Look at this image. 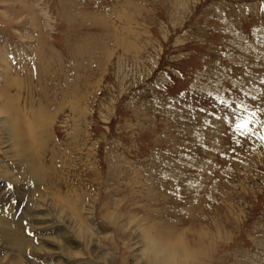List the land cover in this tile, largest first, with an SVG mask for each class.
<instances>
[{
    "label": "rangeland",
    "instance_id": "374dc122",
    "mask_svg": "<svg viewBox=\"0 0 264 264\" xmlns=\"http://www.w3.org/2000/svg\"><path fill=\"white\" fill-rule=\"evenodd\" d=\"M74 83L83 94L68 98ZM241 105L261 121L248 136L231 126ZM17 112L46 124L26 160L61 144L67 157L53 161L70 178L63 192L38 189L0 146L13 208L0 222V264L34 263L33 212L84 253L108 254L103 264H153L141 260L143 233L179 241L194 264H264V0H0V118L19 123ZM54 250L42 264L94 262Z\"/></svg>",
    "mask_w": 264,
    "mask_h": 264
},
{
    "label": "bare ground",
    "instance_id": "6f19581e",
    "mask_svg": "<svg viewBox=\"0 0 264 264\" xmlns=\"http://www.w3.org/2000/svg\"><path fill=\"white\" fill-rule=\"evenodd\" d=\"M180 7V6H179ZM124 32V31H123ZM117 40V39H116ZM115 40V41H116ZM103 41V40H102ZM118 42V41H116ZM106 44V43H105ZM50 51V50H49ZM52 58V57H51ZM50 58V59H51ZM49 59V58H48ZM49 59V60H50ZM52 60V59H51ZM53 61V60H52ZM58 61V57L56 58V62ZM55 62V61H54ZM99 62V61H98ZM101 62V61H100ZM97 63V61H96ZM94 64V63H93ZM104 64V63H103ZM98 66V65H97ZM53 67H55V69L57 70L56 72L58 73L59 71V65L58 64H51V63H47L45 65V69H53ZM85 67V66H84ZM102 67V66H101ZM105 67V64L104 66ZM80 68V67H79ZM82 68V67H81ZM78 69V68H77ZM100 69V67H99ZM82 70V69H80ZM83 70H85L83 68ZM88 70V69H86ZM85 70V71H86ZM43 71V70H42ZM72 71V70H71ZM75 71V70H74ZM78 71V70H77ZM104 71V70H103ZM54 73V71H52ZM76 72V71H75ZM90 73V71H88ZM80 73V72H79ZM83 72H81L82 74ZM85 74V73H84ZM78 76V75H77ZM87 76V75H86ZM68 77V76H67ZM81 77V76H80ZM80 79V78H79ZM83 79V78H82ZM90 79V78H89ZM86 80V79H85ZM85 80H84V83H85ZM12 81L15 82V80L13 79ZM62 81V80H61ZM23 82V81H22ZM25 82V80H24ZM13 84V82H10V84ZM81 83V82H80ZM83 83V82H82ZM90 83V82H89ZM88 83V84H89ZM11 84V85H12ZM77 83H74L71 87H68L70 90H69V94H66L65 96H67L69 98V96H73V93H74V96L76 95H79V94H83V92H80V89L78 90L77 89V86H76ZM79 84V83H78ZM9 85V84H8ZM10 86V85H9ZM68 86V85H67ZM82 86V85H81ZM88 87V86H87ZM79 88V87H78ZM81 88V87H80ZM16 89V88H15ZM83 89V88H82ZM88 89V88H87ZM6 91V89H4ZM11 90V88L9 89ZM23 90V89H22ZM30 90V89H29ZM74 90V91H73ZM77 90L80 92H77ZM14 91V90H13ZM16 91V90H15ZM20 91V90H19ZM86 91V90H85ZM84 91V95L87 94L86 92ZM14 93V92H13ZM20 93V92H19ZM2 94V93H1ZM6 95L9 94V93H5ZM4 96V95H3ZM14 96V95H13ZM27 97V96H26ZM82 97V96H81ZM2 98V96H1ZM4 98V97H3ZM10 98V97H9ZM8 98V100H9ZM86 98V97H85ZM6 99V102L7 101V98ZM4 99V100H5ZM13 99V98H12ZM25 99V98H24ZM3 101V100H2ZM14 101V100H13ZM16 104L15 102L12 104L14 105ZM20 104V103H19ZM64 104V103H63ZM21 105V104H20ZM28 104H26L27 106ZM60 105V104H59ZM6 106V105H5ZM67 106V105H66ZM69 106V105H68ZM71 107V106H70ZM31 108V107H30ZM87 108V107H86ZM72 109V108H71ZM75 109V107L73 108ZM78 110V109H77ZM72 111V110H71ZM81 111V110H80ZM32 112V110H31ZM36 112H39V113H42L40 110L39 111H35L34 110V116L37 120L38 117H40V114L36 116ZM10 113V112H9ZM24 113V112H23ZM80 114V113H79ZM17 116L19 118H17V121H19V123H16V122H10V121H13L11 119H9L10 116H4V118H0V124H3L2 127H0V146L1 148L4 149L5 152H9L10 154H14V157L17 158V163L18 165H20L22 167V170L24 172V175L27 177V181L30 182V184H32L34 187H39L40 189L42 188V186H45L46 187V184L47 186L51 187L50 184L52 186H54V182H58V190H62V185H64V188L65 186H67L66 184L69 183V178H68V172L66 170H64V167L61 166L60 168V164L63 162V161H59L57 163H55L53 160L57 159H61L63 157H67V155L63 152H59L56 154V151L64 146H61L59 144H56V143H53L52 145H50L49 147H51L53 150H55V152H53V157L51 158L49 155H47L46 153H43L42 151L41 152V157L40 158H35L34 160H26V158L23 156V154H31V153H34L33 152V145H31L33 139H29L32 137V133H37V131H45L46 130V124L44 121H42V123L40 122H37L36 123V126L32 127V121H31V117L28 119V117L25 116H22V113L21 112H17ZM19 119V120H18ZM40 121V120H39ZM35 125V124H34ZM44 128V129H43ZM50 128V127H49ZM48 128V129H49ZM86 133V132H85ZM44 134V133H43ZM38 137V136H37ZM85 138V137H84ZM87 139V137H86ZM71 142H73L71 140ZM87 142V141H86ZM74 143V142H73ZM81 143V142H80ZM70 144V143H68ZM82 144V143H81ZM46 147L45 144L41 143L39 145H37L36 149L37 150H42V148ZM48 147V146H47ZM85 147V146H84ZM67 148V146H66ZM82 148V147H81ZM65 150V148H64ZM79 150V149H78ZM62 151V150H61ZM68 151V150H66ZM71 151V150H70ZM77 151V150H76ZM47 152V151H46ZM69 153V152H67ZM71 153V152H70ZM73 154V153H72ZM70 158V156H68ZM75 157V156H73ZM83 157V156H82ZM72 159V158H71ZM63 160V159H62ZM85 161V160H84ZM42 162V170L45 169L46 172H48L50 175V182L47 183L46 181V175H43V172L40 170V168L38 167V165H40V163ZM71 163H73V161L71 160ZM17 165V166H18ZM59 165V167H57ZM53 168V169H50ZM69 167V166H68ZM67 168V167H65ZM20 169V168H19ZM32 169V171H31ZM44 170V171H45ZM31 171V172H30ZM78 172V171H77ZM8 174V173H7ZM23 175V176H24ZM42 175V177H40ZM11 176V175H10ZM22 176V174H21ZM33 176H35L36 178H34ZM9 177V176H8ZM74 177V176H73ZM86 177V176H85ZM7 178V176H6ZM8 179V178H7ZM84 179V178H83ZM10 180H7V182H9ZM62 182H64L65 184H62ZM56 184V183H55ZM6 185V184H5ZM4 185V186H5ZM19 187V186H18ZM38 188V189H39ZM28 189V188H27ZM35 189V188H34ZM52 189H54L52 187ZM67 189V188H66ZM0 197L2 196V194L5 195V200H4V204L2 203V206H0V222H2L1 218H3L2 216L6 215L9 211V208L10 210L12 211V205L11 203L8 204L7 202L10 200V194L8 192L7 189H1L0 188ZM36 190V189H35ZM44 190H46V188H44ZM71 190V189H70ZM73 190V189H72ZM81 190V189H80ZM17 190H14V193H16ZM20 191V190H19ZM68 191V190H66ZM74 191V190H73ZM76 191V189H75ZM35 192V191H34ZM52 192V191H51ZM60 192H63V191H60ZM70 192V191H68ZM13 193V192H12ZM74 193V192H73ZM78 193V191H77ZM83 193V192H82ZM18 194V193H17ZM62 194V193H61ZM69 194H72V193H65V196H69ZM73 195V194H72ZM76 195V194H75ZM52 196L54 197V200H56V197L57 196H60V200L63 202V203H67L69 198H66L62 195H56V193H52ZM48 197V196H47ZM48 199V198H47ZM21 200V198L19 199V201ZM51 200V199H50ZM53 200V201H54ZM59 200V199H57ZM82 200V199H81ZM15 201V199H14ZM38 201V199H37ZM56 202V201H54ZM70 203V202H69ZM21 204V203H20ZM18 204V205H20ZM24 204V202H23ZM38 205V204H36ZM44 205V203H43ZM46 205V204H45ZM150 205V204H149ZM14 206V205H13ZM24 206V205H22ZM48 206V205H47ZM60 206V205H59ZM73 206V205H72ZM42 207V206H41ZM71 207V206H70ZM15 208V207H14ZM40 208V207H39ZM18 209V208H17ZM41 209V208H40ZM57 209V208H56ZM70 209V208H69ZM25 210V209H24ZM36 210V209H35ZM64 211V210H63ZM70 211V210H69ZM7 212V213H6ZM67 212V211H66ZM71 212V211H70ZM75 212V211H74ZM11 213V212H10ZM14 214V212H12ZM71 214V213H70ZM78 214V213H77ZM90 214V213H89ZM40 215V214H38ZM36 215L35 212H33V214H29L27 213V216H26V219H29L30 220V227H29V230L31 231H34L36 233V236L39 237V243H42V245H37L34 244L33 242V239H31L29 241V246H31L32 250L30 251V254L32 255V258L34 260V263L33 264H38L41 261H44V254H48V253H51L52 251H55L54 249L58 248L59 250H62L63 252H65V254L68 256V257H79L81 258V256L85 255L86 256V259L89 260V263L91 262H95V261H98L100 262L101 264L107 262L108 260V254L106 253H102L100 254L99 252L97 251H88L87 253L83 252V250L81 249V243L80 242H77L76 241V238H74L72 236V234L67 230H62L60 226V224H58V222L56 221H53L51 225L47 224V220L44 219V216H38ZM57 215V214H56ZM61 215V214H60ZM59 215V216H60ZM8 216V215H7ZM62 216V215H61ZM60 216V217H61ZM74 217V216H72ZM63 219V217H62ZM65 219V218H64ZM89 219V218H88ZM63 221V220H62ZM72 221V220H71ZM7 222V221H6ZM84 224H85V220L83 221ZM77 223V222H75ZM3 224V223H2ZM80 223H77L75 225H73V227H75L76 225L80 226L79 225ZM29 225V224H28ZM41 225V226H39ZM82 225V224H81ZM86 226V225H85ZM84 225L82 226V229L80 230L79 235H81L82 239H85L87 241V238L90 239V237H88L87 235V228L85 227ZM5 227V226H4ZM5 229V228H4ZM61 229V230H60ZM142 231V230H141ZM144 231V230H143ZM6 231H3L2 233L5 234ZM60 233L55 239L51 240V239H47V237H49V235L51 236V234L53 233ZM147 232V230H146ZM32 233V232H31ZM33 234V233H32ZM48 235V236H47ZM151 234H144L141 235L143 238H142V241L145 242L146 244V247H147V250L149 251L150 253V257L148 259H141L143 260V262L145 261V263H149L150 261L153 262V264H194L196 262V258L194 257L193 259L191 258L190 254L189 253H186L185 249L182 248V246H178L180 245V242H170L168 239H165L163 237H161V235H158V236H150ZM8 236V235H7ZM33 236V235H32ZM47 236V237H46ZM34 237V236H33ZM54 237V236H53ZM25 236H21L20 239L21 241H23V243H25L27 240L24 239ZM202 238V237H201ZM78 239V237H77ZM104 241V240H107V237H104V238H101L100 241ZM89 241V240H88ZM87 241V242H88ZM38 243V244H39ZM96 243V242H95ZM20 244V243H19ZM144 245V243H143ZM26 246V245H25ZM144 247V246H143ZM12 249V248H11ZM18 249V248H17ZM27 249V248H26ZM79 250H81V252H79ZM14 251V249L12 250ZM142 251V250H141ZM16 252V251H15ZM13 253V252H12ZM20 253V252H19ZM23 255L25 253H22ZM140 254V253H139ZM148 254V253H147ZM137 254H135V257H136ZM192 255V254H191ZM16 256V255H15ZM19 256V255H18ZM145 256V255H144ZM21 257V255H20ZM65 257V256H64ZM198 257V256H197ZM12 258V257H11ZM54 258V257H53ZM137 258V257H136ZM60 259V258H58ZM63 260V258L61 259ZM141 260H139L140 262H142ZM54 262V261H52ZM93 262V264H94ZM1 263V262H0ZM20 264H22V261H19ZM17 263V264H19ZM51 263V262H50ZM9 264H13L12 262H10ZM16 264V263H15ZM49 264V263H48ZM57 264V263H56ZM59 264H61V262H59ZM107 264V263H106Z\"/></svg>",
    "mask_w": 264,
    "mask_h": 264
},
{
    "label": "snow or ice",
    "instance_id": "6c2138e0",
    "mask_svg": "<svg viewBox=\"0 0 264 264\" xmlns=\"http://www.w3.org/2000/svg\"><path fill=\"white\" fill-rule=\"evenodd\" d=\"M221 103L224 104L225 107H229V102L221 100ZM219 118V117H218ZM233 123L232 128L234 132L238 133L241 136H248L253 132V124H259L261 121L256 119L255 112H250L246 106L241 105L239 110H233ZM228 119L227 117L225 118ZM264 139V137H261Z\"/></svg>",
    "mask_w": 264,
    "mask_h": 264
}]
</instances>
